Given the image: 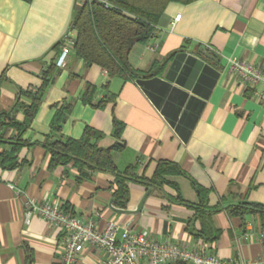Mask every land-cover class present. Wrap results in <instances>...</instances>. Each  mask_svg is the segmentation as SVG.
Wrapping results in <instances>:
<instances>
[{
	"label": "crops",
	"instance_id": "crops-1",
	"mask_svg": "<svg viewBox=\"0 0 264 264\" xmlns=\"http://www.w3.org/2000/svg\"><path fill=\"white\" fill-rule=\"evenodd\" d=\"M83 2L0 0V111L11 108L18 88H38L41 71L56 65L66 35L75 38L70 24ZM161 11L151 38L128 55L129 65L152 70L150 77L108 79L72 50L57 67L23 136L29 144L17 154L23 165L0 168V264L59 262L60 233L38 216L25 223V201L58 204L99 230L109 222L120 232L145 230L156 241L212 252L221 260L264 259V230L256 214L234 217L227 209L240 203L264 206V106L226 66L236 57L264 69V0H170ZM87 85L94 88L92 105L82 102ZM100 101L103 106L95 107ZM64 102L72 104L61 127L64 139L79 140L90 129L101 134L97 148L111 149L118 141L117 121L124 148L112 156L119 171L138 165V177L150 179L159 161H169L184 175H168L161 190L129 183V202L120 210L113 205L112 175L89 171L90 178L77 183L71 164L49 169L43 144ZM15 117L23 120L21 113ZM9 150L0 144V152ZM193 184L217 212L198 214L176 201L202 203ZM103 260V254L86 248L76 264Z\"/></svg>",
	"mask_w": 264,
	"mask_h": 264
},
{
	"label": "trees",
	"instance_id": "trees-1",
	"mask_svg": "<svg viewBox=\"0 0 264 264\" xmlns=\"http://www.w3.org/2000/svg\"><path fill=\"white\" fill-rule=\"evenodd\" d=\"M168 1L170 0H85L74 11L70 24V30L75 34L72 41L74 55L83 60L87 67L97 65L102 68L108 79L128 81L137 77H150L152 70L148 73L135 71L128 63V55L136 43L146 44L151 38L162 14L161 10ZM183 1L187 3L195 0ZM210 54L216 57L214 53ZM56 73V65H48L40 73L41 84L38 88H18L11 108L0 111V144H7L10 148L9 151L0 152V168L14 170L23 165L17 161L19 150L29 145L23 140V136L36 116L47 89L54 82ZM93 96L94 88L87 85L82 102L92 105ZM103 104L104 101H100L95 107L101 108ZM71 107L69 102L61 104L50 122L49 134L43 144L49 155V169L71 164L78 172L77 183L89 179V171L112 175L113 205L120 210H124L129 202V183L135 182L161 190L169 184L165 180L168 175H184L183 171L169 161H159L150 179L138 177V165H128L119 171L112 156L124 148L120 142L121 126L117 121H114L113 133L118 141L111 149L97 148L101 134L90 129H86L79 140L64 139L60 136L61 127ZM17 113L23 115L22 121L16 120ZM194 187L199 191L202 203L195 206L180 198L176 201L197 210L198 214L203 212L211 215L217 212L218 209L207 207L205 192L196 185ZM227 209L234 217H242L247 213L256 214L260 228L264 230V206L240 203L228 206ZM205 241L209 240L205 238Z\"/></svg>",
	"mask_w": 264,
	"mask_h": 264
},
{
	"label": "built area",
	"instance_id": "built-area-1",
	"mask_svg": "<svg viewBox=\"0 0 264 264\" xmlns=\"http://www.w3.org/2000/svg\"><path fill=\"white\" fill-rule=\"evenodd\" d=\"M179 15L174 20L179 19ZM73 38L66 35L56 67L65 64ZM227 72L238 82L253 91V98L264 106V69L252 61L231 57L227 61ZM41 217L57 229L61 236L58 264H76L86 248L103 254L101 264H264V259L247 262L221 260L214 253H202L180 246L172 241H156L148 231L124 230L117 223L109 222L102 230L93 221H85L65 211L55 203L25 201L24 220Z\"/></svg>",
	"mask_w": 264,
	"mask_h": 264
},
{
	"label": "water",
	"instance_id": "water-1",
	"mask_svg": "<svg viewBox=\"0 0 264 264\" xmlns=\"http://www.w3.org/2000/svg\"><path fill=\"white\" fill-rule=\"evenodd\" d=\"M204 55H206L207 57H209V58H212V56L211 55H209V54H207L206 52H204ZM149 192L150 191H147L146 192V195L144 196V197H146L148 194H149ZM144 201V199L142 200V202ZM142 202H141V205H142Z\"/></svg>",
	"mask_w": 264,
	"mask_h": 264
}]
</instances>
